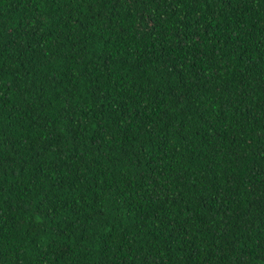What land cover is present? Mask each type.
Wrapping results in <instances>:
<instances>
[{
	"label": "trees",
	"instance_id": "1",
	"mask_svg": "<svg viewBox=\"0 0 264 264\" xmlns=\"http://www.w3.org/2000/svg\"><path fill=\"white\" fill-rule=\"evenodd\" d=\"M0 264H264V0H0Z\"/></svg>",
	"mask_w": 264,
	"mask_h": 264
}]
</instances>
